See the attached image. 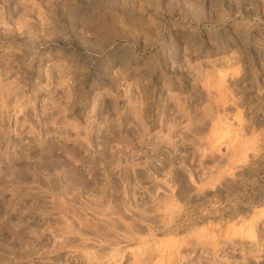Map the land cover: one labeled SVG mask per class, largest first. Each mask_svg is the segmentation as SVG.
<instances>
[{"label": "rangeland", "instance_id": "rangeland-1", "mask_svg": "<svg viewBox=\"0 0 264 264\" xmlns=\"http://www.w3.org/2000/svg\"><path fill=\"white\" fill-rule=\"evenodd\" d=\"M262 189L264 0H0V264H264Z\"/></svg>", "mask_w": 264, "mask_h": 264}, {"label": "flooded vegetation", "instance_id": "flooded-vegetation-1", "mask_svg": "<svg viewBox=\"0 0 264 264\" xmlns=\"http://www.w3.org/2000/svg\"><path fill=\"white\" fill-rule=\"evenodd\" d=\"M160 166H161L160 164L154 165V171L158 172L160 170L159 169ZM161 169H164V168H161ZM183 185L186 187L187 192H184V194L186 195L183 194L182 196L179 192L178 193L180 194L179 198L186 205L187 207L186 212L188 213L191 212L194 214L204 210L205 208H207V206L213 205L216 202H219V201L225 202L228 200L232 201L233 199L237 198L238 193L240 191L239 190L240 185L238 183L226 182L224 185L217 188L213 194H210V193L208 194L207 192H204L201 195H191L189 186L185 183ZM141 197H142L141 195L138 196V198L140 199L139 203H141ZM262 200H264V189L254 194L252 198L249 199L248 202H245V204H236L234 207H231L230 209H227L224 212L219 213L218 215H216L214 211V213H210L208 217L212 219L219 218V222L221 223L223 222V220L228 221L234 218L236 219L239 216V214H246L247 212L251 211L254 205L258 204Z\"/></svg>", "mask_w": 264, "mask_h": 264}, {"label": "bare ground", "instance_id": "bare-ground-1", "mask_svg": "<svg viewBox=\"0 0 264 264\" xmlns=\"http://www.w3.org/2000/svg\"><path fill=\"white\" fill-rule=\"evenodd\" d=\"M226 116H221L220 117V120H219V123L220 122H223V120L225 121L226 120ZM237 120H238V123H239V125L240 126H242V124H243V122H244V117L242 116V113L240 112L239 114H238V116H237ZM225 134V133H224ZM226 134H227V136L229 135V132H226ZM254 142L256 143L257 142V137H255L254 139ZM250 149H252V148H250ZM254 149V148H253ZM142 175V174H141ZM140 175V177H142ZM144 176V175H143ZM147 175H145L144 177H146ZM148 177V176H147ZM146 177V178H147ZM183 186V187H182ZM182 188L180 189V194H181V196L184 194V192H187V190H186V187L182 184ZM240 190V189H239ZM178 192V193H179ZM180 194H178V195H180ZM184 195H186V194H184ZM174 205V204H173ZM173 205H172V207H173ZM166 208L165 209V216H164V221H163V225H165V228L167 229V230H169L170 229V227L168 226L169 224H171L173 221H174V216L176 215L175 213H176V211H175V209L174 208ZM152 220V219H151ZM153 220H155V218L153 219ZM152 220V221H153ZM157 220V219H156ZM157 221H159V220H157ZM151 223H153V222H151ZM182 223V222H181ZM181 223H179V224H176L175 226H174V228L173 229H177V231L179 230V229H181V228H179L180 227V225H182ZM220 224H221V222H219ZM156 224V223H155ZM158 224V223H157ZM153 225V224H152ZM155 227H157L156 225H154ZM168 228H167V227ZM155 227H153V228H155ZM158 227H159V225H158ZM157 227V228H158ZM156 228V229H157ZM172 228V227H171ZM179 228V229H178ZM163 229H164V227H163ZM166 230V231H167ZM184 230V229H183ZM197 229H195V231H196ZM204 230V229H203ZM202 230V231H203ZM186 231V230H185ZM191 232V230L189 231V233ZM238 232H242V229L240 228L239 230H238ZM177 233V232H176ZM248 239H250V240H255L256 239V236H255V233H254V230L251 228V229H249V231H248ZM171 241H174L177 245H178V240L177 239H171ZM183 243H185L184 241L182 242V244ZM180 245V244H179ZM155 250H156V248H155ZM102 253V254H101ZM116 253H117V251H115V250H113L112 249V252H110V253H103V252H100V254H99V252H93V255L95 256V258H97V260H101V259H103V258H105V257H108V260H110L111 258H112V256L113 255H116Z\"/></svg>", "mask_w": 264, "mask_h": 264}]
</instances>
